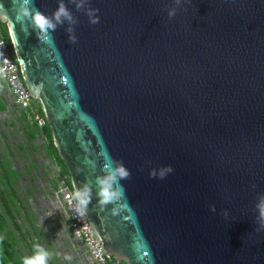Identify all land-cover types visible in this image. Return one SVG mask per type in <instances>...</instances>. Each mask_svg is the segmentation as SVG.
Returning <instances> with one entry per match:
<instances>
[{
    "label": "water",
    "instance_id": "obj_1",
    "mask_svg": "<svg viewBox=\"0 0 264 264\" xmlns=\"http://www.w3.org/2000/svg\"><path fill=\"white\" fill-rule=\"evenodd\" d=\"M61 3L74 22L48 35L17 19L20 0H0V23L100 252L264 264V0L30 6L53 18ZM117 166L123 197L101 206L97 181Z\"/></svg>",
    "mask_w": 264,
    "mask_h": 264
},
{
    "label": "rangeland",
    "instance_id": "obj_2",
    "mask_svg": "<svg viewBox=\"0 0 264 264\" xmlns=\"http://www.w3.org/2000/svg\"><path fill=\"white\" fill-rule=\"evenodd\" d=\"M46 146L0 78V243L12 264H23L36 245L50 253L48 264H98L73 232L59 191L64 178Z\"/></svg>",
    "mask_w": 264,
    "mask_h": 264
},
{
    "label": "built area",
    "instance_id": "obj_3",
    "mask_svg": "<svg viewBox=\"0 0 264 264\" xmlns=\"http://www.w3.org/2000/svg\"><path fill=\"white\" fill-rule=\"evenodd\" d=\"M0 78L6 84L13 97V102L26 115L27 119L41 129L46 121L37 98L26 92L25 81L20 72L14 52L11 51L7 38L0 24ZM63 192V201L74 234L84 243L93 261L98 264L116 263L117 261L100 252L98 240H95L85 213L76 211L78 201L75 190L63 179L60 190Z\"/></svg>",
    "mask_w": 264,
    "mask_h": 264
},
{
    "label": "clouds",
    "instance_id": "obj_4",
    "mask_svg": "<svg viewBox=\"0 0 264 264\" xmlns=\"http://www.w3.org/2000/svg\"><path fill=\"white\" fill-rule=\"evenodd\" d=\"M31 4L32 0H20L17 19L19 21L29 19L33 28L38 30V35L40 33L48 35L49 30L54 31L56 24L63 23L62 18L70 22H74L71 13L62 3L53 14V18H49L47 15L39 11V9H36L34 6H30ZM77 6L80 7V5ZM169 14L173 15L174 13L170 12ZM88 15L90 17V23L97 24L99 22V17L94 15L93 10H89ZM53 19L55 20V23L53 22ZM69 31H71V29ZM70 39L75 40V37H70ZM108 167L110 168L111 165H108ZM168 171H171V168H169ZM150 175L155 176V173H151ZM129 176L130 173L127 169H125L123 166H117L109 172L108 176L105 179H98L97 183L100 185L98 195L101 198V206L120 200L123 197V187L119 186L118 188H114L113 184H118L119 179H128ZM163 177L164 172H161L160 178L162 179ZM75 198L78 201L79 205L76 211L80 214H83L89 203L88 194L86 192L77 191L75 194ZM123 206L124 205H121V207ZM258 207H260L261 209V216H264V202L258 205ZM119 211V208H114L113 214H118ZM49 257L50 253L45 250V248L40 245H36L34 254H32L31 256H25L23 258V264H48Z\"/></svg>",
    "mask_w": 264,
    "mask_h": 264
},
{
    "label": "trees",
    "instance_id": "obj_5",
    "mask_svg": "<svg viewBox=\"0 0 264 264\" xmlns=\"http://www.w3.org/2000/svg\"><path fill=\"white\" fill-rule=\"evenodd\" d=\"M1 27H2V25H1ZM2 30H3V28H2ZM40 131L44 135L45 139L47 140V146H46L47 153L49 154L51 159L55 162V164L57 166H59L61 176L65 179L67 184L69 186H71L69 175H68L67 170H66V168L64 166L62 158L60 157V155L58 153V150L54 148V145H53V142H52V139H51L47 124L45 126H43L40 129ZM29 135L31 137H33V134L29 133ZM0 246H1V250H0V264H12V263H14L15 259L12 256L11 252L9 251V249L7 247V242H4V240H2V242L0 243ZM108 264H114V263L109 262Z\"/></svg>",
    "mask_w": 264,
    "mask_h": 264
},
{
    "label": "crops",
    "instance_id": "obj_6",
    "mask_svg": "<svg viewBox=\"0 0 264 264\" xmlns=\"http://www.w3.org/2000/svg\"><path fill=\"white\" fill-rule=\"evenodd\" d=\"M36 137V136H35ZM49 155V154H48ZM51 158V157H50ZM51 160V159H50Z\"/></svg>",
    "mask_w": 264,
    "mask_h": 264
}]
</instances>
